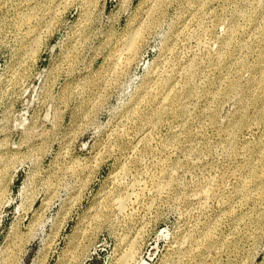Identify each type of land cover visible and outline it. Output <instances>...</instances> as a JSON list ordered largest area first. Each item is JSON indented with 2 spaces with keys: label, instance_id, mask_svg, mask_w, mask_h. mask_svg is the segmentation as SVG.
<instances>
[{
  "label": "rangeland",
  "instance_id": "obj_1",
  "mask_svg": "<svg viewBox=\"0 0 264 264\" xmlns=\"http://www.w3.org/2000/svg\"><path fill=\"white\" fill-rule=\"evenodd\" d=\"M0 264H264V0H0Z\"/></svg>",
  "mask_w": 264,
  "mask_h": 264
}]
</instances>
